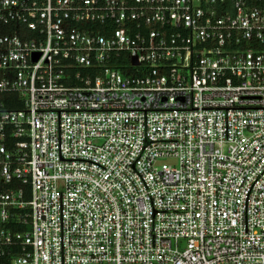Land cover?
<instances>
[{"label":"built area","instance_id":"1","mask_svg":"<svg viewBox=\"0 0 264 264\" xmlns=\"http://www.w3.org/2000/svg\"><path fill=\"white\" fill-rule=\"evenodd\" d=\"M0 264H264V0H0Z\"/></svg>","mask_w":264,"mask_h":264}]
</instances>
